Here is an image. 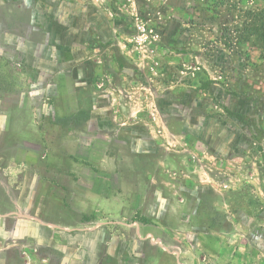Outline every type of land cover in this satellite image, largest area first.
Returning a JSON list of instances; mask_svg holds the SVG:
<instances>
[{
    "label": "rangeland",
    "instance_id": "obj_1",
    "mask_svg": "<svg viewBox=\"0 0 264 264\" xmlns=\"http://www.w3.org/2000/svg\"><path fill=\"white\" fill-rule=\"evenodd\" d=\"M0 264H264V0H0Z\"/></svg>",
    "mask_w": 264,
    "mask_h": 264
},
{
    "label": "trees",
    "instance_id": "obj_2",
    "mask_svg": "<svg viewBox=\"0 0 264 264\" xmlns=\"http://www.w3.org/2000/svg\"><path fill=\"white\" fill-rule=\"evenodd\" d=\"M139 221H141V222H143V223H145V224H147L148 223V220L147 219H145V218H141V219H138Z\"/></svg>",
    "mask_w": 264,
    "mask_h": 264
}]
</instances>
